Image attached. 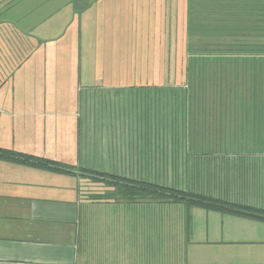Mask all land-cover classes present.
<instances>
[{
	"label": "crops",
	"instance_id": "0c3cea01",
	"mask_svg": "<svg viewBox=\"0 0 264 264\" xmlns=\"http://www.w3.org/2000/svg\"><path fill=\"white\" fill-rule=\"evenodd\" d=\"M193 1L0 0V148L74 171L0 160V264H264V221L118 198L91 176L264 209L254 89L189 85L190 57L170 48L159 71L140 68L154 54L140 31L165 30L173 44ZM200 1L202 12L231 14L230 0ZM206 57L228 60L235 77L246 65L233 62L253 58Z\"/></svg>",
	"mask_w": 264,
	"mask_h": 264
},
{
	"label": "trees",
	"instance_id": "16d2710c",
	"mask_svg": "<svg viewBox=\"0 0 264 264\" xmlns=\"http://www.w3.org/2000/svg\"><path fill=\"white\" fill-rule=\"evenodd\" d=\"M256 6L258 3H261L262 0H255ZM261 6L264 7L261 3ZM263 9V8H262ZM261 9V10H262ZM261 16L264 15V11H261ZM264 22V20H263ZM237 30V29H236ZM251 33L258 35L260 31L264 32L263 29H259L257 27H252L249 29ZM237 32H240L237 30ZM235 33V30H234ZM214 47L213 45H209ZM237 45H228L223 47L224 50L221 54L225 55H233L236 54L235 52L245 53L244 55H253V58H249L246 61H237L233 62L239 66H245L244 69L239 68L240 73L237 72V77L228 76V60L226 61H215L211 60L206 56H212L213 51L208 52L205 55L204 60L195 59L193 55H190L189 65H196V71L194 72L191 67H189V76L187 81L189 85H231L234 84V81L237 79L238 81L241 80V84L245 85V78H247L248 74H252L253 77V86L254 92L253 100L257 101H264V93L262 94V86L264 85L262 75L264 76V44L258 45H241L240 47H236ZM240 48L238 51H232V49ZM248 53V54H247ZM194 62V64H193ZM222 65V66H220ZM225 65V66H224ZM242 70V71H241ZM220 71L223 74L220 75ZM264 87V86H263ZM259 88L261 90H259ZM261 95L259 96V94ZM240 96V95H239ZM0 160L22 164L34 168H41V169H49L53 172L65 173V174H72L74 171L72 168L57 162L52 161L46 158H40L24 153L17 152L11 149H4L0 148ZM91 176L101 182L106 183L114 187V191L111 195L115 197L126 199V200H135L145 197H151L158 200H162L165 202H173V203H183L188 207H201L208 210H215L226 214H233L239 215L243 217H249L264 221V209L235 204L223 199L207 196L204 194H198L193 192H184L175 189L165 188L158 185L135 181L131 179L121 178L114 175H106L101 173H92ZM95 196H102V195H95Z\"/></svg>",
	"mask_w": 264,
	"mask_h": 264
},
{
	"label": "rangeland",
	"instance_id": "374dc122",
	"mask_svg": "<svg viewBox=\"0 0 264 264\" xmlns=\"http://www.w3.org/2000/svg\"><path fill=\"white\" fill-rule=\"evenodd\" d=\"M209 1L214 2V0ZM200 2H202V0ZM218 2L215 3L218 5ZM220 2V5H225V2L222 0ZM256 2L257 1L255 0H230V4L226 3L225 9L227 12V8L230 6L231 14H223L218 12H202V10L200 8L198 9L197 7V0H194L192 3L193 10L190 17L189 29L184 31L181 29L182 24H178V28L172 32L173 44L171 43V40L168 41L167 38L163 37V33L165 36L167 34L165 30L140 31L144 34L138 39V41L140 44H142V46L149 50L147 56L149 57L150 53L154 52L151 59L147 61H145L146 55L144 52V57L140 62L141 70L159 71L162 65L160 60L162 58V51H164L166 48L172 49V53L176 54V56L178 58L180 57V60H182V57L186 55L189 57L190 55H193L196 57L195 59H198L197 57H203L202 54H207L210 51H213L211 54L216 56L225 55L221 54L224 50L223 47L233 44L237 45L236 47H240L241 45L245 44H264V32L260 31L258 35H255L249 30L252 27H257L259 29H263L264 27V15L261 16L260 12L261 3H258V6H256ZM197 9L200 13H196ZM261 11H264V7ZM80 23L81 19H77V21L74 22V24ZM236 29L240 32H237ZM148 32L150 34L149 36L152 37L151 39H148ZM167 41L170 43V45H167L166 47ZM209 45H213L214 47L211 48ZM239 49L240 48L232 49V51H238ZM235 53L237 55L245 54L241 52ZM181 65L182 61L178 62L179 68H181ZM262 66H264L263 63ZM190 67L194 72L196 71L195 64ZM239 73L240 72H238V74ZM221 74H223L222 71H220V75ZM232 75L233 76L228 74V76H231V79L233 80L235 72H233ZM262 79L264 82L263 75ZM152 80L153 79H142V82ZM174 80L176 81L177 79ZM153 82L151 84H153ZM245 84L246 88L248 87V90H250L249 88H251V90L254 88L252 74L249 73L247 78H245ZM263 86L261 92L262 94L264 93ZM259 90L261 89L259 88ZM247 94L250 95V93ZM254 94L255 93H253V95ZM262 145L264 146V143Z\"/></svg>",
	"mask_w": 264,
	"mask_h": 264
}]
</instances>
